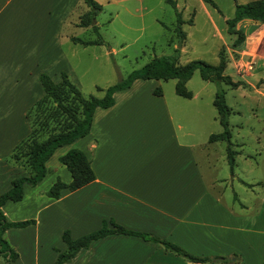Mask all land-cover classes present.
Instances as JSON below:
<instances>
[{"label":"crops","instance_id":"0c3cea01","mask_svg":"<svg viewBox=\"0 0 264 264\" xmlns=\"http://www.w3.org/2000/svg\"><path fill=\"white\" fill-rule=\"evenodd\" d=\"M94 1L101 5L99 13H106L104 23L121 24L123 33L132 32V40L144 33L145 15L152 16L149 25L169 30L157 15L169 6L164 0ZM194 1L206 3L174 0L180 14L184 9L188 11V4ZM211 1L214 7L206 4L220 15L226 34L218 47L223 46L226 53L223 74L230 67L233 76L226 75L232 82H240L235 87L224 85L241 96L264 98V24L250 19L238 21L235 28L243 32L244 38L235 48H230L234 36L226 32L225 24L236 4L252 0ZM82 4V0H0L2 153L11 152L30 131L25 113L42 96L36 76L43 72L53 82L59 80L60 71L70 76L60 35L66 25L79 27L70 17L74 12L78 17L87 11L85 4L82 10ZM221 4L228 8L227 13L219 9ZM188 14L181 15V26L188 24ZM193 21L192 18L188 25ZM70 37L76 36L67 35L69 41ZM175 47L176 42L172 44ZM113 52L110 46L105 51ZM152 80L155 79H134L127 88L114 91L110 106L92 111L87 134L57 147L44 162V176L33 186L24 184L20 200L2 204L0 210L6 221L33 220L25 226L3 230L2 238L16 253V258L5 264H51L65 249L61 240L64 230L75 239L109 219L125 229L165 239L194 256L225 257L226 264H264V174L237 175L233 167L239 151L232 145L236 152L232 173L226 176L213 172L217 159H211L210 152L222 141H208V136L218 131H207V125L217 120L216 111L215 116L210 114L212 120L196 122L202 113L189 109L196 93L184 98L173 89L176 97L183 100L152 94ZM71 82L77 87L74 79ZM196 124L202 127L197 129L203 132L205 144L196 140ZM70 148L86 155L94 178L73 191L61 189L58 198L48 197L45 191L56 179L65 183L70 180L58 161ZM245 158L254 160L251 155ZM223 163L227 166L226 152ZM4 168L8 170L0 178V193L9 188L13 177L26 174L22 165L1 169ZM234 182L243 188L242 196L234 191L225 194L227 184L232 189ZM3 260L0 254V262ZM62 264L224 263L188 261L164 250L159 243L134 235L109 234L80 248Z\"/></svg>","mask_w":264,"mask_h":264},{"label":"trees","instance_id":"16d2710c","mask_svg":"<svg viewBox=\"0 0 264 264\" xmlns=\"http://www.w3.org/2000/svg\"><path fill=\"white\" fill-rule=\"evenodd\" d=\"M82 1L88 9L78 16L76 26L89 27L90 30L96 34V38L84 40L78 37H70V40L82 45L101 44L102 40L98 34V27L95 24V17L101 11V5L94 0ZM164 1L172 8L174 13L172 31L176 39V47L173 48L171 54L153 56L140 68L131 70L117 82L108 85L104 89L101 97L92 95L83 96L64 71L59 72V80L57 82H53L49 76L43 72L37 75V81L42 90V96L27 110L25 113L26 118L29 110H48L53 119L57 116L58 118H63L61 119L59 128L49 132L42 139H37L35 137L34 131L28 121L30 131L17 142L10 154V157L14 161L17 160L19 156L24 158L22 166L26 170V174L15 176L10 180L9 188L0 193V207L7 200H20L23 193V185L33 186L44 176L46 171L44 162L52 152L57 147L70 144L75 139L86 135L90 127L91 115L94 108H106L110 106L113 103L112 93L127 88L134 79H174L173 89L175 94L184 98L191 97V91L185 88V83L195 70H197L200 79L204 81L213 82L215 84L222 83L230 87H235L240 83L232 82L228 75L223 74V69L226 64V55L223 46L217 51L216 64H209L199 59H192L183 64L178 63L177 57L179 48L185 39L184 31L181 29V24L184 21L181 18L180 12L175 7L174 0ZM203 1L214 7L211 0ZM242 19H250L254 22L264 24V0H252L234 6L232 16L225 20L226 32L234 36L230 43V48L237 47L243 41V32L235 28L236 23ZM186 23H191V20L188 19ZM153 92L159 93V90L154 89ZM212 106L216 111L217 121L221 130L218 133L210 134L208 136V141L220 140L225 142L226 161L229 172L232 173L234 163L233 157L236 152L231 148L232 144L230 141L228 126L230 109L225 102L224 91L219 87L214 91ZM58 161L68 171L70 180L65 183L56 179L45 191L48 197L58 198L61 189L73 191L93 180L94 175L90 168L89 160L81 150L70 148L58 157ZM30 223H33L32 219L14 222L6 221L0 210V254L4 258V263L2 264L8 263L16 258V253L9 248L6 241L1 236L3 230L9 227H22ZM109 234L134 235L144 240L159 243L164 250L179 255L188 261L207 263L218 262L224 264L228 261L225 257L216 256L208 258L194 256L165 239L125 229L109 219L102 220L97 229L75 239L70 238L68 231L64 230L61 233V240L65 244V249L58 252L55 260L51 264H62L68 261L80 248H86L93 240Z\"/></svg>","mask_w":264,"mask_h":264},{"label":"rangeland","instance_id":"374dc122","mask_svg":"<svg viewBox=\"0 0 264 264\" xmlns=\"http://www.w3.org/2000/svg\"><path fill=\"white\" fill-rule=\"evenodd\" d=\"M221 5L219 9L223 14L227 13L228 8L224 4ZM188 6V11L184 9L181 15L187 16L189 12L188 18L191 20L193 18L194 21L193 25L185 24L181 26L185 34V47L178 54V63L183 64L192 59H199L209 64H216L217 49L221 44L222 36L225 37L226 35L224 32V23L215 9L206 3L200 5L194 1L190 2ZM81 7L82 10L85 9L84 3ZM74 13L70 17V21H78L76 12ZM157 15H160L165 26L170 30L174 23L172 8L167 6L163 12H157ZM229 16L231 17L232 14ZM151 18V15L144 16L143 25L144 27L146 26V29L142 36L136 38V40H132V37L129 38L132 32L123 33L122 26L119 23H113L111 25L105 24L106 13H98L95 20L98 26V34L102 40L100 45L86 46L73 43L67 39V35L76 36L81 39H95L96 34L89 27L80 28L66 25L62 29L60 41L70 71L68 78L70 81L74 79L77 83L78 90L83 96L92 95L101 97L105 87L117 82L131 70L140 68L151 57L172 53V44H175L176 41L174 33L157 27V25L152 23L149 25ZM116 31L120 33V36ZM124 43H127V45ZM109 46L114 47V52L106 54L105 51H107ZM225 73L233 76L230 67L226 68ZM150 82L152 94L158 95L163 93L165 96L176 97L173 92L174 79L152 80ZM186 82L185 88L196 93V98L191 101L189 109H194L196 112L202 113L199 116L200 119L196 118V122L199 120L203 121L204 118H207L209 121L212 120L210 119V114L213 113L215 116V109L211 104L212 93L218 87L225 90L226 104L232 109V112L228 116L230 141L232 148L239 151V155L235 156L233 171L240 177L254 172L263 175L264 98L249 94L241 96L236 92L229 91L222 83L215 84L201 80L197 70L192 73ZM97 88H100V90H97ZM154 89H158L159 93H154ZM176 98L183 100L180 97ZM62 118H58L57 116L53 119L48 110H29L27 113V120L37 139H42L49 132L57 130ZM197 128L202 127H198L196 124V140L204 142L203 132ZM208 129L219 132L220 128L217 120L210 121V125H207V131ZM217 144L215 150L210 152L211 159H217L214 163V169L211 170L219 175L228 176V165L226 166L223 163L225 144L223 141ZM2 152L3 150L0 151V178L7 174L8 170L7 168L1 169L2 167H13L14 164L23 165L24 161L22 156H19L14 161L10 157L12 151L8 153ZM220 155L222 160L219 159ZM247 155H251L254 160L246 159L245 157ZM255 162H257V165H255ZM232 187L231 189L227 184L225 194L226 191L230 194L234 191L242 196L243 188L241 186L234 182ZM2 263L4 262L1 261L0 264Z\"/></svg>","mask_w":264,"mask_h":264}]
</instances>
